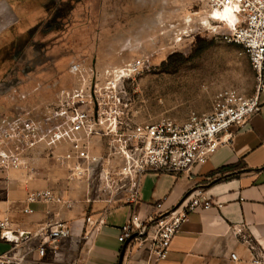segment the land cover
Instances as JSON below:
<instances>
[{
    "label": "rangeland",
    "instance_id": "obj_1",
    "mask_svg": "<svg viewBox=\"0 0 264 264\" xmlns=\"http://www.w3.org/2000/svg\"><path fill=\"white\" fill-rule=\"evenodd\" d=\"M60 7L65 9L64 18L50 27L57 32L49 34L42 44L51 50L55 61L52 57L39 61L44 64L32 74L2 77L5 85L12 79L16 84L10 102L17 108L10 113L4 108L7 113L0 122L29 119L37 123L45 112L51 115L57 111L59 101H63L66 112L73 100H85L83 106L93 101L94 107L92 89L105 85H113V94L124 91L119 98L129 100L126 107L118 109L116 131L122 137L103 135L112 124H97L98 134L84 136L78 143L83 156L70 141L49 146L38 142L29 148L23 156L32 160L34 181L47 178L46 173L36 170V164L55 163L58 174L50 179L59 183L63 177L68 183L66 190L80 188L85 201L101 196L119 199L138 179L131 156L120 150L127 129L162 120L181 123L190 113L208 111L219 91L234 89L243 95L253 91L247 56L222 37L230 29L221 27L219 35L205 29L206 21L219 23L208 17L199 0H64ZM196 36L212 43L204 46L195 42ZM172 53L183 58L169 61ZM136 59L142 61L139 74L129 79L117 75V70ZM74 63L80 64L82 76L70 72ZM108 71L111 74L105 73ZM38 83L34 92L23 91ZM79 88L83 89L82 97L72 96ZM107 92L101 91L103 96ZM0 94L6 102L7 95ZM54 124H42V131ZM8 142L7 146L23 147Z\"/></svg>",
    "mask_w": 264,
    "mask_h": 264
},
{
    "label": "crops",
    "instance_id": "obj_2",
    "mask_svg": "<svg viewBox=\"0 0 264 264\" xmlns=\"http://www.w3.org/2000/svg\"><path fill=\"white\" fill-rule=\"evenodd\" d=\"M63 2L0 0V93L8 98L6 102L0 99V117L7 113L4 108H9V113L17 108L10 102L16 84L12 79L5 85L2 77L32 74L44 64L39 61L52 57L51 50L42 44L49 34L57 32L50 27L64 18ZM37 85L40 83L23 91L34 92ZM259 104L256 114L230 129L228 143L190 172H145L133 204L85 201L80 188L66 190L68 183L63 177L59 183L50 179L58 174L55 163L36 164V170L47 176L38 181L32 179L35 169L31 159L20 168L0 172V218L7 216L13 228L26 231L57 219L68 225L69 237L57 243L55 253L47 249L41 259L28 254L24 264H264V93ZM39 189L53 190L64 203H26L28 194ZM196 195L206 198L210 208L190 212L173 236L167 256L155 260L149 252L154 233L149 220ZM25 208L32 213H24ZM131 215L147 224V236L141 242H119L120 228ZM87 216L103 222L87 226ZM37 242L33 240L31 245ZM7 248L0 243V251Z\"/></svg>",
    "mask_w": 264,
    "mask_h": 264
},
{
    "label": "built area",
    "instance_id": "obj_3",
    "mask_svg": "<svg viewBox=\"0 0 264 264\" xmlns=\"http://www.w3.org/2000/svg\"><path fill=\"white\" fill-rule=\"evenodd\" d=\"M205 8L207 15L213 10L227 9L232 15L231 21L224 19L219 24L211 25L206 21L205 29L213 35H219L221 27L230 29V33L222 35L224 40L240 46L247 56L253 73L254 87L249 96L242 95L234 89L217 92L211 104V109L202 113H190L183 122L162 120L147 125H135L127 129L123 135L121 152L131 156L138 179L135 186L124 196L115 199L101 196L94 200L115 204L118 201L133 204L138 199V188L141 176L147 171L186 174L193 166L203 164L209 156L231 138L230 129L240 126L247 119L260 110L259 96L264 93V0H199ZM211 19V18H210ZM214 20V19H212ZM216 21V20H214ZM141 60H133L123 68L117 70V75L129 79L140 73ZM73 74L82 76L79 63L69 68ZM106 74H111L109 71ZM116 73V72H115ZM94 98L91 104H84L85 100H73L69 104L70 111L66 112L63 101H59L58 110L51 115L45 112L37 123L29 119L0 122V172L17 169L26 164L23 156L29 148L36 143L46 146L70 141L80 156L79 142L82 137L89 134H98L95 130L97 124L104 122L112 126L108 133L103 135H120L116 131V122L119 118V108L127 106L129 99L123 101L119 94H113V85L94 87ZM108 92L104 94L101 91ZM107 90V91H106ZM82 88L76 89L72 96L82 97ZM69 95V92H67ZM90 97V94H89ZM53 121L55 124L46 132L42 131V124ZM106 121H109L106 122ZM112 121V123H111ZM39 130V131H38ZM39 132V133H38ZM8 141L23 144V147L7 146ZM21 147V146H20ZM91 201V200H90ZM64 203L61 196L51 189L34 190L26 197V203ZM89 202V201H88ZM210 203L206 198L196 195L183 200L173 210L158 215L149 220V226L154 229L149 252L155 260L164 259L169 250L170 242L181 224L187 220L188 214L198 209L207 210ZM26 214L32 209L25 208ZM87 226L101 224L102 218L94 221L92 217H85ZM7 216L0 218V243L8 245L0 251V264H24L25 257L34 253L37 259L45 256L46 250L55 253L57 243L69 237L68 225L60 219L40 224L34 230L26 231L13 228ZM96 226H93V229ZM147 224L138 216L131 215L129 220L120 228L119 242L136 240L147 236ZM37 240L36 245H31ZM236 260L235 254L230 255Z\"/></svg>",
    "mask_w": 264,
    "mask_h": 264
},
{
    "label": "bare ground",
    "instance_id": "obj_4",
    "mask_svg": "<svg viewBox=\"0 0 264 264\" xmlns=\"http://www.w3.org/2000/svg\"><path fill=\"white\" fill-rule=\"evenodd\" d=\"M208 17L216 21H222L224 19H229L231 21L232 15L228 12L227 9L224 8L211 11L210 14H208Z\"/></svg>",
    "mask_w": 264,
    "mask_h": 264
},
{
    "label": "trees",
    "instance_id": "obj_5",
    "mask_svg": "<svg viewBox=\"0 0 264 264\" xmlns=\"http://www.w3.org/2000/svg\"><path fill=\"white\" fill-rule=\"evenodd\" d=\"M195 42H199L200 44L202 43L205 46V45H210L212 43V40L207 41L206 39H200L199 37L196 36ZM167 58L169 61H172L174 59L180 60L183 57L180 53H172Z\"/></svg>",
    "mask_w": 264,
    "mask_h": 264
}]
</instances>
